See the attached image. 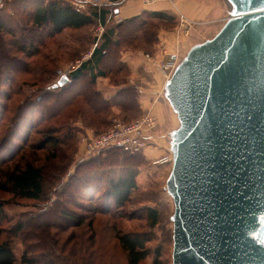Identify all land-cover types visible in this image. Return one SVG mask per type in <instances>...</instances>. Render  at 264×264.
I'll use <instances>...</instances> for the list:
<instances>
[{"label": "water", "instance_id": "95a60500", "mask_svg": "<svg viewBox=\"0 0 264 264\" xmlns=\"http://www.w3.org/2000/svg\"><path fill=\"white\" fill-rule=\"evenodd\" d=\"M227 1L222 27L164 86L178 120L165 182L171 264H264V0Z\"/></svg>", "mask_w": 264, "mask_h": 264}, {"label": "rangeland", "instance_id": "374dc122", "mask_svg": "<svg viewBox=\"0 0 264 264\" xmlns=\"http://www.w3.org/2000/svg\"><path fill=\"white\" fill-rule=\"evenodd\" d=\"M35 1L37 0H11L3 13L4 17L7 16L5 20H10L7 22L10 32L6 29L0 31V42H4L5 46L2 50L5 58L3 59V55L0 54V201L3 202L4 212L9 218V220L7 218L2 221L0 227L8 228L20 220L26 223L19 236L10 238L15 255L13 264H23L21 255L25 244L35 245L33 253L41 260V264L46 261L47 263L52 261L50 264H128L126 251L122 249L115 234L129 231L142 232L150 237V241L146 244L150 248V254L138 264H171L172 222L169 218L173 213L174 206L172 198L165 190L168 170L165 171L163 167L155 166L151 159L148 160L143 156L140 159L142 162L138 167L136 188L131 192L125 206L116 209L110 205L109 213L95 210L85 212L83 209H76L77 213L87 215L85 222L81 226H69L68 220L63 221L62 228L67 225V228L63 230L56 227L62 221L55 214L46 213L42 217L38 216V213L45 208L49 210L52 207L55 198V193L51 194L53 189L49 190L45 198L36 201L14 196L5 185L3 172L14 167L17 163L23 162L20 160L21 158L29 160L31 152L34 153V150L28 147V143L37 142L43 137V133L36 131H40L44 127L59 129L60 126H65L75 134L71 140L72 147L73 145L75 147L73 150L69 148L67 150V153L72 156V163L69 165L68 171L73 172L74 165L83 160L80 158L78 149H80L79 139L84 130L88 128L91 132L98 134L106 131L114 118L129 122L145 112L141 108L140 111L126 112L113 106L107 112L96 115L89 111L84 102L76 100L66 106L62 113L48 121H39L38 113L34 114L31 120L33 125L30 127L23 123V119L20 120L26 111L23 107L26 100L34 103L33 100H38L40 94L51 90V84L55 83L59 70L67 73L74 71L81 61L89 57L94 45L100 43V37L104 30L123 20L109 19L105 25L102 24L103 30L99 37L98 22L77 29L66 28L51 36L46 35L50 31V26H46L44 30L35 32V38L39 41L38 51L28 55L21 52L19 46L22 39H25L24 33L30 32L32 29L28 18L31 16ZM227 4L226 16H229L231 5ZM177 17L176 25L181 31L186 32L188 27L183 29L180 26L179 16ZM171 24L169 23L167 26H171ZM41 31L43 35L38 34ZM207 36L196 37L192 40L187 38L182 43L172 41L168 45L166 43L158 45L159 40L155 44H148L142 37L122 42L118 52L114 53V48L109 51V56L104 60L102 68L107 69L111 66L114 71L117 66H122L125 69L116 74L108 72L106 77H98L95 87L100 90L109 89L110 92L105 91V95L108 96L114 89H111L109 85L114 81L121 82L125 79L127 83L129 82L127 78H124L127 77L126 73H129L126 62L122 58L124 53L135 52L139 56L142 53L144 57L145 53L154 55L155 52H162L163 57H166L164 59L174 53L177 56L175 62L179 63L191 45L201 42ZM115 39L119 40V37L116 36ZM155 57L157 58L156 55ZM118 62L119 65H117ZM145 66L144 64V69ZM86 80H88L87 77L81 81L84 83ZM139 97L140 90H138V100ZM160 99L164 104L167 103L163 93H161ZM35 108L37 110L38 106ZM75 120L77 121L74 122ZM177 125L178 120L176 119L175 128ZM63 132L62 129L59 133L62 135ZM148 141H154L152 136L148 138ZM35 154L34 163L39 165L45 162V156H50L51 150H48L47 153L45 150H41ZM104 169L110 177L116 178L123 174L122 169L124 168L115 165L106 166ZM90 171L91 174L96 172V170ZM63 179H66V176ZM102 182L106 188V181ZM58 187L59 185L56 186V188ZM98 194H104V191L102 190ZM103 199L104 197L96 199L92 205L102 208L106 205ZM81 203L89 205L90 202L83 198ZM145 206H155L159 209L160 214L156 225L150 226L146 211L143 209ZM90 220L91 226L89 227ZM10 234L7 231H1L0 242L7 239V235Z\"/></svg>", "mask_w": 264, "mask_h": 264}, {"label": "trees", "instance_id": "16d2710c", "mask_svg": "<svg viewBox=\"0 0 264 264\" xmlns=\"http://www.w3.org/2000/svg\"><path fill=\"white\" fill-rule=\"evenodd\" d=\"M10 2L11 0H7L4 7L0 9V31L10 30V28H7V22L10 20H5L7 16L4 17L3 14ZM35 2L31 16L28 18L32 29L30 32L24 33L25 39H22L19 46V50L28 55L39 49V41L35 38L37 30H44V27L50 26V31L46 35L51 36L66 28L77 29L98 21L104 25L106 20L112 18L116 8V6H89L85 10H77L64 0H37ZM176 19L177 16L171 12L145 10L140 14L125 18L117 24L108 26L100 37V43L92 48L90 56L81 61L79 66L70 73L71 82L56 87L54 86L55 83H52L51 90L40 94L38 100H33L34 103L26 100L23 104L26 111L20 120L23 119V123L30 127L33 125L31 120L34 114L38 113L39 121H48L57 114L62 113L66 106L76 100L84 102L89 111L96 115L107 112L113 106L126 112L140 111L137 99L138 88L134 84L127 83V80L114 81V85L121 86L106 97L100 89L95 87L98 77H106L108 72L116 74L125 69V67L117 66L113 71L111 66L107 69L102 68V64L109 56L108 53L112 48H114V53L118 52L120 44L127 40H137L142 37L148 44L157 43L158 31L175 27ZM169 23H172L171 26H167ZM38 34L43 35L42 31ZM116 36L119 37V40L115 39ZM3 48H5L4 42H0V54L3 55L4 59ZM117 65H119V62ZM126 74L128 76L129 73ZM86 77L88 80L82 83L81 80ZM35 106H38L37 110ZM62 129L64 132L61 135L59 132ZM36 132L43 133V137L37 142L28 143V147L34 150V153L31 152V155H29L30 159L21 158L20 160H23V162L17 163L3 173L4 183L7 185L8 190L19 198L40 201L48 195L49 190L53 189L51 194L55 193V198L52 207L49 210L45 208L38 213L39 217L46 213L55 214L62 221L56 227L63 230L67 228V225L62 228L63 221L68 220L70 222H68L69 226H81L85 222L87 215L77 213L76 209H83L85 212L95 210L109 213L110 205L116 209L125 206L131 192L136 188V176L138 167L142 162L140 159H142L143 152L130 154L120 148H111L92 156V158L83 159L74 165L73 172H69L68 167L72 163V156L67 153V150L68 148L70 150L74 149L75 146L72 147L71 140L75 137V134L65 126H60L59 129L44 127ZM41 150H45L46 153L51 150V154L48 157L45 156V162L38 165L34 163L36 160L35 152ZM115 165L124 168L122 169L123 174L116 178L110 177L104 169L106 166ZM90 170H96V172L91 174L89 173ZM65 176L66 179H63ZM102 181H106V188L103 186ZM57 185H59L58 188H56ZM102 190L104 194L99 195L98 193ZM103 197V202L106 205L102 208L92 205L96 199ZM83 198L90 202L89 205L81 203ZM143 209L146 211L150 226L156 225L160 214L159 209L155 206H145ZM7 218L3 209V202L0 201V223ZM25 225L26 223L20 220L8 228L0 227V232L7 231V233H11L7 235V239L0 242V264H13L15 262L10 238L19 236ZM48 226L47 224L46 227L48 228ZM88 226H91V220L88 222ZM115 237L122 249L126 251L128 264H138L150 254V248L146 246L147 242L150 241V237L142 232H118ZM34 248L35 245H24L21 255L23 264H41V260L33 253ZM51 262L47 263L46 261L42 264H50Z\"/></svg>", "mask_w": 264, "mask_h": 264}, {"label": "crops", "instance_id": "0c3cea01", "mask_svg": "<svg viewBox=\"0 0 264 264\" xmlns=\"http://www.w3.org/2000/svg\"><path fill=\"white\" fill-rule=\"evenodd\" d=\"M227 3V0H165L145 6L140 0H124L121 4L116 6L112 18H116L118 21L140 14L145 10L167 11L176 16L182 14L187 19L188 30H185L186 32L181 31L178 25L171 29H160L158 31V45L162 43L168 45L172 41L182 43L187 38L192 40L196 37L209 35L207 38L202 39L203 41L213 37L229 17L226 16L228 12ZM107 22L108 20H106V23ZM190 32H192L191 35H188ZM173 44H175V42H173ZM162 54V52L154 53L160 60L166 58L163 57ZM174 55V53H171L169 57L173 58ZM122 58L124 62H126L129 71L127 76L129 80L128 83L136 85L138 90H140V97L138 100L140 108L144 111H149L156 118V129L151 133L154 141L143 151L144 158L153 160L169 152L170 133L176 126L177 117L168 101L165 99L168 104H164L160 99L161 93H164L166 80L158 70L146 63L142 53L141 56H139L135 52H128L124 53ZM144 64L146 65L145 69L143 67ZM119 86L114 84L109 85L111 89L114 88L112 92L119 88ZM108 90L109 89L101 90L105 97L107 96L105 95V91ZM84 132L89 133L90 130L87 128ZM155 166L159 168L163 167L165 171L167 169L168 176L171 163L162 165L155 164Z\"/></svg>", "mask_w": 264, "mask_h": 264}, {"label": "built area", "instance_id": "2783aa9c", "mask_svg": "<svg viewBox=\"0 0 264 264\" xmlns=\"http://www.w3.org/2000/svg\"><path fill=\"white\" fill-rule=\"evenodd\" d=\"M6 1L7 0H0V9L4 7ZM64 1L70 3L77 10H85L89 6H96V7L118 6L124 0H64ZM140 1L145 6H149L155 2L165 1V0H140ZM178 16L180 19V26L183 29H185V27H188V22L187 19L184 17V15L179 14ZM98 25L100 29V33L98 35L99 37L103 30V25L100 21H98ZM175 57L176 55H174L173 58L169 57L167 59L160 60L156 58L155 55H151L148 53L144 54L146 63L149 66L158 70L164 76L166 81L170 77L174 68L176 67L177 62H175L176 60ZM70 72L68 71L67 73L65 71L59 70L58 71L59 75L55 81V84L62 75L67 77L66 84L70 83L71 82V79L69 78ZM155 126H156V118L149 111H146L145 113L141 114L140 116L134 118L129 122H123L118 118H114L112 120L111 126L106 131H103L98 134L93 133L91 131L89 133L83 132L81 134V137L79 139L80 158L86 159L98 155L99 153H102L105 150L111 148H120L123 151L130 154L142 153L146 149V147L152 144L151 142L148 141V138L151 137V133L155 128ZM171 161H172V155L169 151L167 154L153 159L152 163L162 165L165 163H171Z\"/></svg>", "mask_w": 264, "mask_h": 264}, {"label": "bare ground", "instance_id": "6f19581e", "mask_svg": "<svg viewBox=\"0 0 264 264\" xmlns=\"http://www.w3.org/2000/svg\"><path fill=\"white\" fill-rule=\"evenodd\" d=\"M169 79V78H168Z\"/></svg>", "mask_w": 264, "mask_h": 264}]
</instances>
